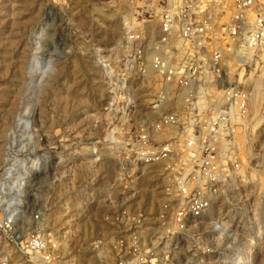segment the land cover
<instances>
[{
    "label": "rangeland",
    "instance_id": "obj_1",
    "mask_svg": "<svg viewBox=\"0 0 264 264\" xmlns=\"http://www.w3.org/2000/svg\"><path fill=\"white\" fill-rule=\"evenodd\" d=\"M148 1L0 0V171L23 168L28 187L39 185L45 216L66 234L58 254L69 264H113L112 255L135 253L147 264H264V100L259 129L247 137L254 182L221 192L186 231L160 224L157 167L130 162L129 134L119 135L117 157L108 151L105 131L117 118L106 105L131 25L123 19ZM141 78L129 79L137 108L123 114L125 123L154 92L150 77ZM94 149L103 153L99 162ZM5 248L8 264H31L10 243Z\"/></svg>",
    "mask_w": 264,
    "mask_h": 264
},
{
    "label": "built area",
    "instance_id": "obj_2",
    "mask_svg": "<svg viewBox=\"0 0 264 264\" xmlns=\"http://www.w3.org/2000/svg\"><path fill=\"white\" fill-rule=\"evenodd\" d=\"M123 21L131 25H125L120 41L122 76L114 78L106 105L117 120L110 121L104 140L110 155L117 157L119 135L129 134V145L123 148L130 162L157 167L161 184L155 212L160 224L166 221L176 232L186 231L210 212L221 192L254 182L246 147L248 135L259 129L256 119L262 117L263 85L256 110L252 96L255 79L264 72V0H151L135 5ZM136 76L150 77L155 89L139 117L125 123L123 114L137 108L129 81ZM94 152L96 161L104 158ZM13 174L15 169L9 173L6 166L0 171V264L12 259L4 242L31 264H69L58 254L68 246L66 234H57L45 216L39 185L29 188L26 172L17 181ZM25 198L26 209L32 205L27 214ZM16 207L26 227L16 224L17 211L10 210ZM131 239L137 251L133 234ZM109 258L113 264L148 263L143 253Z\"/></svg>",
    "mask_w": 264,
    "mask_h": 264
},
{
    "label": "bare ground",
    "instance_id": "obj_3",
    "mask_svg": "<svg viewBox=\"0 0 264 264\" xmlns=\"http://www.w3.org/2000/svg\"><path fill=\"white\" fill-rule=\"evenodd\" d=\"M133 20H131L130 22H132ZM134 22V21H133ZM256 85H255V87H254V96H252V101H253V104L255 105V107L257 106L256 104H255V93H256V91H258V89L263 85V81H262V77L261 76H258L256 79ZM259 96V93H257V97ZM256 97V98H257ZM257 102V101H256ZM260 118V117H259ZM257 120L258 119H256V121H255V123H254V127H256L257 126ZM258 126H259V124H258ZM15 166V165H14ZM11 168V167H10ZM9 171H10V173H11V169H9ZM26 171L24 170V171H19L18 169H16L15 170V174H14V180H16L17 181V175H21V176H23L24 175V173H25ZM24 178V177H23ZM1 196V195H0ZM6 198V197H5ZM17 211V208H14L12 211ZM11 213H13V212H11ZM10 213V214H11ZM24 218H23V216H22V213L20 212V210H19V212H17L16 213V216H15V222H16V224L18 225V226H21L22 225V227L24 226V227H26V225H25V221L23 220ZM24 232H25V228H24V230H23ZM22 231V232H23ZM21 232V234H23ZM3 247H4V249H6L5 247H6V243L4 242V244H3ZM10 252V249H7V253L10 255V257H12V259H13V256L11 255V253H9Z\"/></svg>",
    "mask_w": 264,
    "mask_h": 264
}]
</instances>
